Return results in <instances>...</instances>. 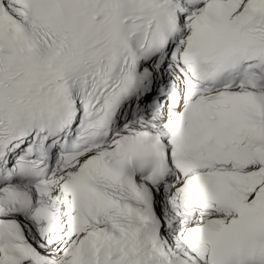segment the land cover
Instances as JSON below:
<instances>
[{"label":"snow or ice","instance_id":"snow-or-ice-1","mask_svg":"<svg viewBox=\"0 0 264 264\" xmlns=\"http://www.w3.org/2000/svg\"><path fill=\"white\" fill-rule=\"evenodd\" d=\"M0 264H264V0H0Z\"/></svg>","mask_w":264,"mask_h":264}]
</instances>
